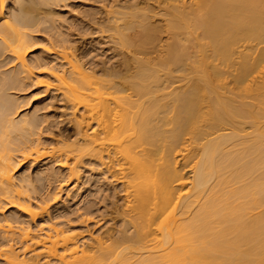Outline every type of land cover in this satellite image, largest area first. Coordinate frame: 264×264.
Here are the masks:
<instances>
[{"label":"bare ground","instance_id":"obj_1","mask_svg":"<svg viewBox=\"0 0 264 264\" xmlns=\"http://www.w3.org/2000/svg\"><path fill=\"white\" fill-rule=\"evenodd\" d=\"M68 1L0 0V70L6 55L15 63L0 72V262L264 264V0H145L157 14L98 0L109 3L101 28L131 55L121 72L90 68L52 13L41 16L39 5ZM41 32L53 38L32 57ZM22 88L81 112L75 138L46 144L48 121L22 115L9 93ZM88 163L121 186L117 236L93 232L95 202L76 219L52 217L64 188L79 195ZM49 165L67 174L45 168L47 187L58 186L38 199L42 186L17 174Z\"/></svg>","mask_w":264,"mask_h":264},{"label":"rangeland","instance_id":"obj_2","mask_svg":"<svg viewBox=\"0 0 264 264\" xmlns=\"http://www.w3.org/2000/svg\"><path fill=\"white\" fill-rule=\"evenodd\" d=\"M13 1L15 2L17 0H13ZM97 1L98 0H69L68 4L65 3L66 7H67V8L65 7L66 9L65 8L63 9V7H62L65 5H59V7L56 5H54L53 7H46V6L43 7V5H39L38 8L42 12V13H40L41 16H43V17L45 16V19H46V16L48 19V15H46L47 13L49 15H50L49 12L52 13L51 16H49V18L52 20H55V21H53L54 23L52 22V25L55 26V29L56 28L58 29V30L56 29L54 32L55 33L58 32L62 35L65 34L63 36L65 38H67V40L69 42L72 41L71 45L73 46V48L75 47V49H73L74 54L77 55L78 58H81V57H83V55H85V60L83 58H82V60H83V62H87L89 64L88 66L90 68H94L93 70H96V71H99L101 69L102 70L107 69L106 71H108V69H113L114 71L117 70L118 72H121L124 70V65L122 64L123 59H125L124 56L127 54L126 56L130 57L131 55L125 49L121 50L118 45L117 46L114 45L116 41H115V38L113 37L112 33L107 32V31H105L106 29H104L105 27L103 25H104V22L106 23V21H105V16H107L106 12L109 10V9H107V7H108L107 5L110 3L111 0H105V1L109 2V3L105 2L107 7H105V5H104L105 3L101 5L100 4L101 2L100 1L97 2ZM137 1H140V2H137ZM113 2H115V1H113ZM116 2L117 3L120 2L122 4L126 3L127 6L128 5L131 6L132 3L133 4L136 3L138 5L140 4L139 7L142 6V9L143 8L146 9L145 8L146 6L148 8L149 7L148 5H153L151 8L154 7V10H155V8L158 9L160 7L159 5H158L159 6L158 7L157 5H154L152 2L149 3V2H146L145 0H118ZM111 3H112V1H111ZM119 5H121V4H119ZM48 6H50V5H48ZM14 8H16V6L12 7V9H14ZM159 9L161 10V9H163V7H160ZM43 11H45V12L48 11V12L45 14V12L43 13ZM155 12L157 14V13H159V10H155ZM155 12H153V16H154ZM159 15H156V18L155 17L153 18L154 23L159 22V24H160L162 22L163 18L160 17L161 15L160 16ZM41 16H40V18L42 19L43 17H41ZM106 20H107V18H106ZM71 23H72V27L77 24V27L79 25L80 28L78 27V29H77L74 26V28H72L73 30H71L69 27V26H71V25H69ZM49 26L51 27L50 24H48V27ZM101 26H103L104 28H101ZM160 26H161V24H160ZM59 28H61V29H59ZM100 28L103 30V33H101ZM45 29H47V25H46ZM74 29H76L77 31ZM99 30H100V32H99ZM55 33H49V34H55ZM162 35H164V34H162ZM33 37H34V42H33L32 50L35 53L32 54L31 56L33 57V55L34 56L37 55L39 57L42 53V51L40 49L42 47L46 46L45 45V43L47 44L46 38L49 37V35L45 34V32H43L40 35H34L33 34ZM50 37L53 38L52 35H50ZM54 37H55V35H54ZM112 37L114 39H112ZM49 38H47V39H49ZM161 39L163 42H165V40L167 39V35L165 34L164 36L161 37ZM112 40H114L115 42L114 41L112 42ZM163 42L161 43L162 45H163ZM86 52L89 53V55L86 54ZM6 56H7V58L4 60V67L0 70V72L3 73L5 76L10 75L13 72H15V63H13V62L11 63V60H12L10 58L11 56H9V55H6ZM79 56H81V57H79ZM32 57H30L29 59H31ZM90 63H91V65H90ZM122 65H123V67H122ZM119 70H121V71H119ZM109 71H111V70H109ZM42 90L40 88H38V89L37 88H34V89L22 88V89L12 90L9 93L10 94L12 93V95L14 97H16L17 99L19 98V100H20L19 102L21 103V106H23L21 109L23 112L22 115H24V114H27V115L28 114H32V115L36 114V116L42 117V118H40V120L44 119V122H43V120H41L43 123H46L48 121L46 124H43V126L40 125L41 126L40 129L44 130L47 128L48 129L47 131L50 130L49 132L44 130L45 133L42 131L44 133V134H42V139L44 140V142L46 141V144H50V143L52 144L53 143L55 145V143H57V141L75 138L74 137L75 135L73 136V134H75V131L77 130V128L74 125V122L76 120H79L78 117L80 118L81 112L75 113V111L73 110L74 113L72 111V115H71L72 109L70 110L68 108L69 105H67L65 102H63V100L61 101V97H59L58 93H56V92L50 93L47 96L44 93H41ZM25 97H26V99L28 97L27 101L24 99ZM29 99H30V103L28 105H26ZM23 104L26 106H24ZM36 110H38V111H36ZM32 115H30V116H32ZM75 118H76V120H75ZM45 119L47 120L46 122H45ZM68 137H70V138H68ZM85 165H84L85 167H82V169L83 168L84 169L83 170L81 169L82 170L81 171L82 177H81V180L79 183L80 188L82 189V190H80L81 192L79 193V195H77V193H73L75 191V189H71L72 186H70L71 188H68V189L64 188L61 196L59 197V201L57 203H54L52 201L53 204L51 203V207H52L51 212L53 214L52 217H55L61 213L64 214V212L66 211L67 212V214L65 212L66 215L73 216L72 218L76 219L78 217V215L84 214L85 209L87 210L88 207L90 209V206L92 207L94 205V202H95V205H96V206L94 205L95 208L92 207V209L94 208L93 209L94 213H93L92 209H90L91 212L93 213V215H89V216L91 218H94L95 222H99V223H98V227L96 229L93 230L92 226H91V229L93 230L95 235L103 234L102 236L105 237V236H108V233H109V235H111V236H117L119 233V230H121L123 227L122 221H121L122 217L120 219V217H117V216H118V214H121V212L123 213L125 210V209H123V207L125 206L124 205L125 197H124V194L121 193L122 192L121 186L118 185V183H115V182L113 183V181L110 179L109 180L102 179L103 176L100 175L101 169H99V167L96 166L97 167L96 168L94 165L92 166L89 163L85 164ZM49 167L48 166L47 167L37 166L36 167L37 169L34 168V169L28 170L29 166H26L23 169H21L19 171V173L17 174L19 179H22L23 177L25 178L26 176H30L29 177L30 179L27 178L28 180H32V183L33 184L35 183L34 185L40 184L42 186L41 187L40 185H37V186L33 185L35 188L38 186L41 187L40 189L37 188L38 194H41V196L38 195L39 196L38 199H40V197H43V199L44 198L47 199L49 197V196L47 197V195H51L52 193L55 192V189L52 188V186L56 187L57 184L55 185V183H54L55 186L52 184V186L51 187L49 186L50 187L49 188V187H47L48 185L46 184L47 181L44 179L42 180V178H44L45 175H47L48 173L50 174V172H49L50 169H51L50 171H52V169H53V173L55 174V176H57L56 177L57 179H59L60 177L64 178L67 174V172L64 171V169H58V168H55L54 166H51V165H49ZM44 169L48 170L47 174H44V173H46V171H44ZM43 174H44V176H43ZM58 176H59V178H58ZM104 180L108 181V182H105ZM51 181H53V180H51ZM43 182L45 185L43 184ZM103 184H105V185H103ZM41 189H44V191L43 190L41 191ZM69 189L73 190L72 195H71V192L69 193L71 195V197L74 196L73 199L71 198L70 200L66 196L69 192L68 191ZM48 191L50 194H46V193H48ZM116 209H119V210L121 209V210L119 212ZM68 210L70 213L68 212ZM114 211L116 213H114ZM77 212H78V214H77ZM13 213H14V211L10 210L9 212L6 213V216H9ZM73 213H76V214L73 215ZM97 216L100 218H95ZM115 231H117L118 233L116 232L117 233L116 234ZM105 233H107V234H105ZM0 264H3V263L0 262Z\"/></svg>","mask_w":264,"mask_h":264}]
</instances>
